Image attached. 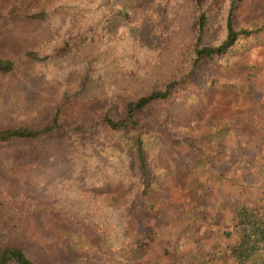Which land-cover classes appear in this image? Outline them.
<instances>
[{
    "label": "trees",
    "instance_id": "1",
    "mask_svg": "<svg viewBox=\"0 0 264 264\" xmlns=\"http://www.w3.org/2000/svg\"><path fill=\"white\" fill-rule=\"evenodd\" d=\"M72 1L77 9L72 8L73 13L83 11L97 19L102 35H109V40L117 39V35L110 30L117 33V26L125 24L129 28V39L123 47L130 49L132 55H141L144 51L157 52L167 47L180 24L181 11H184L189 17L185 28L188 40L186 45L179 44L181 58L171 75L159 86L127 100L121 115L114 116L110 105L103 107L96 117L100 130L95 131V136L92 127L84 129L82 124H76L78 136L86 143L94 142L103 147L106 155L91 150L76 151L74 158H69L64 151V147L70 144L69 138L51 146L52 149L55 145L61 148L58 154H53L51 148L44 145L35 147L32 141L45 136L55 137L65 130L58 110L42 125L25 122L1 125L0 146H26L24 148L30 151L28 158L37 166L59 162L58 165L63 168L69 167L75 182L69 187L76 192L74 195L81 196L86 204L93 202L88 208L95 207L96 203L102 210L107 205L114 206L115 210L125 205L124 198L121 202L116 199L118 191L115 185L118 186V183L126 185V192L139 187L140 194L147 198L149 189L157 180L169 179L171 170L161 167L160 161L155 162V156L151 153L159 143L175 146L181 155L178 174L194 178V195L190 200L177 201L178 205L169 196L161 199L164 210H169L173 205L178 212L175 223L163 224V217L154 214L149 216L150 222L145 221L143 216L140 218L137 238L138 244H144H140L139 252L135 255L136 262L264 264V82H258L254 76L257 66L252 65L255 70L251 71L248 69L250 64L242 63L239 68L232 67L230 76H208L205 84L210 88L209 99L206 100L200 93L194 103L181 108L183 94L193 91L195 75L203 61L210 59L224 68L226 63L221 60H226L228 53L247 47L252 41L258 42V33L264 31V9L257 10L254 5L263 0ZM57 10V7H53L31 11L23 6L13 14L42 20L48 18V12L53 14ZM70 48L71 43L66 39L58 46L57 52L64 53L65 57H62L68 60L70 56H67V51ZM26 54L30 60H45L48 57L34 50ZM13 67L14 61L0 53V74L11 71ZM227 84L230 85L229 89L239 94L242 104L221 111L227 107L223 95ZM250 86L253 95L248 96L246 93ZM117 100H122V96ZM212 107L218 109L219 116L216 118L213 117ZM248 124L252 125L249 133H253H248L250 136L247 139L253 140L257 153L253 152L252 146L243 147L241 138L245 140L247 133H243L242 129ZM111 130L116 132L114 136L105 133ZM34 164L24 171L23 177L9 174L5 180L16 204L21 205L28 200L30 208L34 206L32 199L37 198L33 194L34 188L20 186L18 180H26L27 177L34 179L37 176ZM132 174L139 177V183L127 181L126 178ZM86 175H90L92 181L91 186L86 188L87 193L83 184ZM96 191L99 198L93 196ZM109 192L110 201L102 200L103 195L107 196ZM36 205L40 207L38 202ZM36 205L35 210L38 209ZM69 205L71 213L63 216L54 209L47 212L49 219L83 230L99 231L106 240H115L118 234L116 224L118 229H122L126 222L123 219L127 220L122 212L121 217L115 216L118 222L110 226L108 220H88L86 210L79 209L80 203ZM94 212L93 208L88 211L91 214ZM111 213L114 211L111 210ZM27 221L24 219L22 223L21 220L17 223L6 218L0 223V264H37L28 253L27 246L31 245L30 241H43L45 235L34 231L33 236H24L32 231L27 230ZM2 225L10 233H3ZM40 228L43 233L52 231L51 227H48L50 231L45 227ZM77 232H67L62 238L77 245L81 238V232ZM18 235L23 237L17 239ZM53 236L55 240L60 238L56 234ZM162 237L169 242L165 247L156 242Z\"/></svg>",
    "mask_w": 264,
    "mask_h": 264
},
{
    "label": "rangeland",
    "instance_id": "2",
    "mask_svg": "<svg viewBox=\"0 0 264 264\" xmlns=\"http://www.w3.org/2000/svg\"><path fill=\"white\" fill-rule=\"evenodd\" d=\"M49 4L51 6H48ZM23 6L31 11L53 7H57L58 10L53 14L48 12V18L42 20L26 18L23 14L15 16L13 12L20 11ZM254 6L257 10L264 9V0ZM75 7L72 0H0V53L14 61L11 71L0 74V126L17 122L42 125L49 121L58 110L60 118L64 121L65 130L55 137L45 136L32 141L35 147L44 145L48 149L51 148L50 151L53 154H58L61 148L55 145L52 149L51 146L61 143L59 140L69 138L70 144L64 147L69 158H74L76 151L91 150L94 153L106 155L107 152L103 147L94 142L86 143L78 136L76 124H82L84 129L88 126L92 127L93 136H95V131L100 130L96 117L101 114L103 107L110 105L113 115L119 116L127 100L159 86L161 81L169 77L176 62L181 58L179 44H187L185 28L186 19L189 17L187 13L181 11L180 24L167 47L157 52L144 51L141 55L138 53L132 55L130 49L123 47L129 39V28L125 24L121 27L117 26V33L110 30L117 35V39L109 40V35H102L97 19L80 10L73 13ZM122 36L125 38H121ZM66 39L71 43V48L67 51V56H70L68 60L62 57L64 53L57 52L58 46L62 45ZM29 50L37 51L41 56L48 55V57L45 60H30L26 54ZM227 55L226 60H221L226 63L224 68H220L218 62L210 59L202 62L199 72L195 75L193 91L183 94L181 108H185L190 102L194 103L200 93L206 100L209 99L210 88H207L205 84L208 76H230L233 73L232 67L239 68L242 63L250 64L248 69L251 71L256 68L257 72H254V76L257 77L258 82H264V31L258 33V42L252 41L249 46L239 48ZM252 65L257 67L253 68ZM243 69L246 68L243 67ZM229 88L230 85L227 84L223 93L227 107L222 108L221 111L223 109L228 111L235 105L242 104L239 94ZM251 89L250 86L246 95H253ZM119 96H122L120 101L117 100ZM211 111L214 118L219 116L218 109L212 107ZM250 126L252 125L243 126V133H247L245 140L241 138L243 147L255 146L253 140L247 139L253 133H249ZM174 132L177 133L179 130ZM105 133L112 136L116 134L114 130ZM24 147L26 146L17 147L11 144L0 146V223L6 218L17 223L19 220L22 223V220L27 219V230L32 229V231L24 236H33L34 231L41 236L45 235L43 241H30L31 245L27 246L28 253L37 264H142L136 262L135 256L139 252L140 244H144V242L138 244L137 238L140 234L138 233L140 218L143 216L145 221L150 222L149 216L154 214L163 217V221L160 220L163 224L175 223L178 212L173 205L169 210H164L161 199L169 196L176 203L190 200L194 195V178L178 174L181 155L175 146L171 147L166 143L157 144L151 155L155 156V162L160 161L158 163L161 167L171 170V177L157 180L149 189L147 198L140 194L139 187L132 189V192H126V185L117 182L116 199L121 202L124 198L126 202L118 210H115L112 205H107L108 207L102 210L96 203H94L95 207L88 208L93 202L86 204V201L81 196H75L76 192L69 187L75 184L69 167L63 168L58 165L59 162L37 166L28 158L30 151ZM252 150L257 153L258 149L253 147ZM21 153H23L22 156ZM31 164H34L37 176L34 179L26 176V180L20 179L18 184L34 188L33 194L37 198L32 201L34 206L37 202L40 205V207L36 205L38 207L36 210L34 206L33 208L28 206V200L23 201L22 204L20 201L21 205L16 204L5 181L9 174L23 177L24 171L29 169ZM1 169L5 171L2 172ZM201 178H204V175H201ZM126 179L128 182H140L139 177L133 174ZM91 183L90 175H86L83 179L85 191ZM110 192L106 193L107 196L103 195L102 200L110 201L108 196L111 195ZM94 193L96 194L93 196L99 198L97 191ZM70 203H80L79 209L86 210L88 220L91 221L108 220L111 226L113 222H118L115 216L121 217L122 212L127 220L123 219L126 222L122 229H118L119 226L116 224L117 238L111 241L106 240L99 231L83 230L80 227L49 219L47 212L54 209L59 210L63 216L71 213ZM92 208L95 211L94 214L88 213ZM111 210L114 213H111ZM35 223L49 231L48 227H51L52 231L48 234L43 233L41 228H38V224L34 229ZM1 229L5 234L10 233L3 225ZM15 230L16 228L13 229ZM76 231L81 232L79 244L76 245L62 238L63 235H67V232L75 233ZM54 234L60 238L55 240ZM18 237L23 236L18 235L16 238ZM156 242H159L161 247L169 243L163 237L156 239Z\"/></svg>",
    "mask_w": 264,
    "mask_h": 264
},
{
    "label": "crops",
    "instance_id": "3",
    "mask_svg": "<svg viewBox=\"0 0 264 264\" xmlns=\"http://www.w3.org/2000/svg\"><path fill=\"white\" fill-rule=\"evenodd\" d=\"M260 155V153L258 154V156Z\"/></svg>",
    "mask_w": 264,
    "mask_h": 264
}]
</instances>
